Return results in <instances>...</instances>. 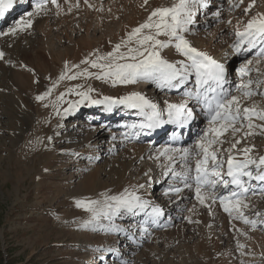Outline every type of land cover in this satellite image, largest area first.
Instances as JSON below:
<instances>
[{
	"label": "bare ground",
	"instance_id": "bare-ground-1",
	"mask_svg": "<svg viewBox=\"0 0 264 264\" xmlns=\"http://www.w3.org/2000/svg\"><path fill=\"white\" fill-rule=\"evenodd\" d=\"M25 2L26 0H14L13 7L9 9L3 17H0V30H2L0 34V52H2V49L3 48L5 49L10 44V39L12 37L9 29L6 27L11 25L10 24L11 20L16 15H18L17 13L25 10L24 14H21L23 16L19 15L17 19L18 20L17 23L20 25L23 24L22 21L26 22L28 20L36 22L35 26L38 27L37 37L35 36L36 39L34 41L32 40V42H30L32 38L29 40L30 50L32 52L31 56L33 57L34 60L40 62V64L42 63L45 65V67L43 66L42 69L48 71V73L50 72L52 81H55L58 79L59 75L65 71L64 69L66 63L69 66L80 65L81 67V65H85V67H82V70L88 69L89 71L90 70V68H88L89 66L86 64H82L81 61L85 60L86 58H89L90 56H93L94 59L96 57L95 55H93L94 53H97L99 55H104L107 54L108 52H111L116 44L120 43L122 39L127 38V34L130 33L132 29L136 28L137 26L145 22L149 13L154 8L160 6H171L173 0H148L147 5H144V0H88L87 3H85L84 0H58V3L60 5L59 9H57L55 6L49 3L47 5L46 11H42L39 14L33 15L32 17L28 16L27 8L29 9L33 8L32 11L35 12L34 6H32V4L31 6L30 4L25 5ZM251 3L252 0H243L242 3H240V0H232V4H229V0H212L213 7L209 9L208 12H206L207 9H201L200 11L197 12L196 23L192 26L194 30V34L187 36V39L191 42V44L194 47H196L201 51H206L214 59L225 65L227 71L226 82L228 83V89L225 90L226 94L237 95V96L240 95V93L237 92L236 89L237 86L241 83V77L238 75V72L242 66L251 69L249 74V76L251 77L252 75L251 72L252 71L256 72L257 70L256 66L259 67V65L264 63V56L258 55L261 52V50L255 49V47L259 45V43L262 44L263 42L262 40H258L256 46L252 47L251 50L250 48H248L247 45L242 46L241 47V49L243 48L242 56L237 55V52L240 49L237 51L234 50L232 47V45L237 41L235 32L237 30L243 31L248 20L251 19L253 16H255L257 13H264V0H255L254 6L250 9L248 14H245L244 9L247 8ZM89 5H91V7ZM217 11L220 12L219 17H216L214 15V13ZM42 13L44 14L42 15ZM7 15H9L8 18L5 17ZM50 15L55 16L54 20L57 23L56 28H58L57 30L58 35L56 33L57 36L53 35L52 28L54 29V26L52 27V24L50 25V19L48 18ZM226 15H227V22L224 25H222L221 24L222 19ZM239 16H241L239 22H234L235 18ZM217 21L219 23L215 25ZM228 21H231V23H228ZM213 25L217 27V31H214L211 34L208 33L207 35V29ZM147 31L148 30H145V32ZM20 34L21 33H19V35ZM232 34H234L233 38H232ZM160 39L163 40L166 38L160 37ZM56 40L58 41V44H56ZM11 41L13 43L14 40ZM45 45L47 46L46 48ZM55 53L57 54V57H54ZM72 54L74 55L71 57L70 55ZM161 55L169 61H176L183 59V57L180 56L172 47L162 50ZM69 56L71 58H68ZM18 59L19 57H17L16 59L17 61H19L21 58L19 60ZM248 61H252V63L248 64ZM101 63H103V61ZM72 71H76L75 68H73ZM248 77H244L243 79L246 81L249 79ZM39 78H40L39 82L35 86L37 87V89H39L42 86L43 83L42 80L44 79V77L42 79L39 76ZM232 78H234V80ZM64 83L66 84L65 80L60 81L58 86L52 91L51 96L54 99V101L56 98H58L61 95L60 90L61 87L64 85ZM34 84L35 83L32 84L33 85L32 87H34ZM109 84L111 85V83ZM138 84H140L141 87H137ZM255 84L256 83L253 82L251 88L257 92V95H254L250 99H242L241 105L242 107H249L255 105L257 106V110H260L258 104L260 102L264 103V84H261L259 90H258V85L257 87H255L254 86ZM134 87L135 88L137 87L138 90L136 91L133 90V91L142 93L146 98H148L149 100H151L156 104L157 102H159L160 109H164L166 107L165 101L171 103H180L184 99L183 91L185 90V88H193L194 84L190 79L189 83L185 85V88H182L180 90L161 89L157 87L155 84L148 82L120 85V86L117 85L115 86V89L114 88L112 89L114 92L124 90L121 91V93H119V96H117V97H121L128 95L129 93H132L133 92L132 89H134ZM149 88L150 89L152 88L153 95L147 92ZM45 91H47V89H45ZM100 92L101 93H97L98 94L97 96H99V98L97 99H102L103 97L107 96V94L104 95V92L103 93L102 91ZM108 97H114V96L108 95ZM194 104H196L195 101H190L188 107L191 108ZM97 107L102 108L100 113L96 112ZM118 109H122V112L120 113ZM38 110L39 108H37L36 111V122L37 119L41 117V114H38ZM130 111L132 113H130ZM67 114L68 113H66L65 116L56 117V120L60 122V120L67 119ZM86 114L88 117L90 116L92 121L90 123V120H88L87 123L82 122V124L83 125L88 124L85 125L86 126L85 128L90 130L86 131L87 137L85 142L77 144L76 147L66 146L65 149L62 148L63 145H61L60 142L57 141L60 138L62 139L60 134L62 133V131L66 133L69 132L70 130L72 131L74 130V127H66V125L62 123L57 124L55 129L56 134H53L50 137L51 140L48 141L49 145L46 148H44L45 150L43 149V153L40 156L41 169L38 175L36 176V180L39 186L38 191L40 192L41 190L40 187L43 185V182L46 181L45 179L48 180V178L53 177V175H51L52 167L56 166L55 168H57L61 165L60 163H56L58 160V156L65 154H72L71 158L68 157L69 158L68 162L74 160L79 162V157H81L80 158L81 160H87V161L95 160L98 163L100 161L103 162L102 167L100 165L97 166V164L95 163H92L91 166L88 165L91 168L86 172L90 171V173L89 174L87 173L86 176L84 175V179L82 180L83 183L79 188H77L72 193L73 200L102 199L100 195L101 193H107L109 195H118L121 192H123L125 188H129L130 186L133 185L144 184L145 188L141 189L138 194L141 195L145 200L149 201L151 205L159 207L160 209L163 210V215L158 218L157 223L153 224L150 218L146 216L144 213H139L136 215L125 214L121 217H118L115 222L123 229H125L127 223L131 222L129 225L133 226L132 228L133 232L127 233L124 230V232L120 233L119 235L110 233L111 235L108 236L107 235L108 233L99 231L102 235L96 237L99 243L102 244L107 242L108 244L115 247L113 249H115L116 251H113V253L115 254V256L121 255L122 258L119 260V262L126 264L128 254L137 252L139 248L144 244L143 241H139L140 239L137 240L129 239V236H135L134 232L136 234V231H139L140 226L144 224H146V226H149L148 229L149 232L153 231L155 234L154 237L155 240L152 242L156 245V246L154 245L155 247H157L156 249H158L160 253L163 251L164 252L168 251L166 249L167 244L163 242L164 239L163 238L157 239L158 237L157 233H159V230L164 229L166 226L164 224V221L163 223L161 221L164 220L162 219V217L167 215L168 218L167 216H165L166 222H169L172 221L171 214L175 213V215L177 214L181 215L184 212V210L186 211L189 210L190 215H192L194 218L197 219L194 220L192 217H190L189 219L191 223L196 222L195 223L196 226L195 227L190 226L187 231V236L184 237L183 240L180 239L172 240L170 242L171 245H179L176 242H180L182 243L181 245H183L186 249H189L193 239L199 237L203 238L202 233L198 229L197 223H202L203 225L207 226L210 221L211 222L210 226L213 229H217L216 227H218L219 224L223 228L224 223H226L222 219L224 216H226L225 219L228 221L230 219H232L231 222L235 221L233 222L232 225L233 227H235L234 228L235 230H246L249 234L251 233L250 235L254 237L264 238L258 231V229L264 231V220L261 221L258 220L260 217V213L257 210L259 207H261L264 204V188H260V189L253 188L250 196L247 197L246 199L245 198L242 199L243 202L247 203L248 205L247 208H243V207L241 208V210L244 213V216L248 218L250 221H256V227L255 230H253L251 224H245L243 220L235 219L234 218V216L236 215L235 213L233 214V217H230L227 213H225L219 201L216 203H211V201H208L207 203L211 205L210 208L205 205H201L195 198L194 189L185 188L184 184L179 180V178L172 179L171 174L165 175L166 166L171 162L168 161L167 158L164 156H160L157 159V155H158L157 149L163 150L164 148H175V147H170L163 144V140L161 139H156L154 145H151V142H143L141 140H138L137 136L140 133L139 132L140 129L137 128L136 131L133 132L131 128L126 127V125H131V124L139 125L140 123L143 122L140 121L143 120V118L137 112L132 111V109H127L124 106L114 107L111 112H108L104 109L103 105H89V109ZM118 114H120L122 119H125L120 121L119 124L116 123V121H118L117 119L120 118ZM75 115L76 114L72 116ZM28 118L29 121L33 120L32 113L28 115ZM134 118H140V120ZM254 123L259 124L261 122L259 120H255ZM208 126H209L208 124H200L198 126L197 131L200 132V135L197 138V140L200 138L203 132L208 128ZM21 130L24 131L25 128L21 127ZM246 130L247 129H244V131ZM255 132H256L255 135L247 136L246 138H242L243 133L238 132L235 134V139H241V143L237 145V150L243 149L245 147L252 148V152H251L252 157L259 158L260 156H264V144L257 145L256 141L258 138H263L264 133H261V130L259 128L255 129ZM14 137L18 139L19 133L17 134L14 133ZM80 137H81V133L76 136H71L70 134H67L66 139L64 141L62 140V142L64 144L74 143L75 141L81 140ZM113 137H115V139H113ZM197 140L195 141V143L197 142ZM220 140H223L224 143L217 145V147L221 149V155L226 159L228 153L225 152L224 150L229 149L231 147V144L234 142L231 131L225 133L222 137H220ZM195 143L190 146L182 147V148L194 149ZM58 144L60 146H57ZM235 152L236 150H233V154H235ZM73 153H76L78 155H73ZM101 155H103V158H100ZM89 157H92V159H89ZM238 158H242V157H238ZM60 161L62 162V160ZM147 161L151 164H154L157 167H160L159 170L162 175H160L159 179H157L155 184V186L158 185L159 189L162 188V191L159 193H156L155 191L151 192L149 187L148 188L146 187V181L153 180L151 178L152 171L145 164ZM54 162H55V166H53ZM77 169L79 170L80 173H82L81 175L84 174L83 164L78 165ZM91 170L93 171L91 172ZM176 170L177 171L180 170L178 160L176 162ZM59 171L60 169L54 170L53 172L57 174V172ZM146 172L148 173L147 176L145 175ZM105 177H107V181L103 180V178ZM170 187H180L182 188V191L179 194H176L174 192H168L166 194V189H169ZM220 191L222 192L223 189H221ZM253 191H255V194H253ZM156 198H159L160 200L156 201ZM214 212H216L215 215L216 218L215 216H212L210 219L206 221V223L201 219L205 215H209ZM88 215L89 214H87L85 218L81 217L83 221L88 218ZM175 215L174 218L176 217ZM249 215L251 218H249ZM179 222L181 221L179 220L176 221L177 224H179ZM259 222H262V224L260 225ZM63 226H65L64 228L70 227L69 224L68 225L64 224L62 225V227ZM37 228L38 227H36L34 230H37ZM194 228L195 230H193ZM80 233L83 236L86 234L93 236L92 234H94L95 231L80 228ZM144 237L145 240L148 241L149 236L144 235ZM85 239H87V237ZM125 239L130 241L129 242L130 244L132 243L131 245H133V248L130 247L127 250L121 249L120 241L121 240L124 241ZM158 240H160L161 242ZM226 241H228V239H226ZM176 248L181 249V246L180 247L176 246ZM219 259L220 260L218 261L217 264H227V260H225V258L223 259L219 258ZM203 264H208V263L204 262Z\"/></svg>",
	"mask_w": 264,
	"mask_h": 264
},
{
	"label": "rangeland",
	"instance_id": "rangeland-1",
	"mask_svg": "<svg viewBox=\"0 0 264 264\" xmlns=\"http://www.w3.org/2000/svg\"><path fill=\"white\" fill-rule=\"evenodd\" d=\"M33 3V0H26L25 5L30 4L31 6ZM27 10L28 13L33 12V8H27ZM24 11L17 13L18 15L16 16L14 15L15 17L12 18L11 25L6 28L10 30L17 26V19L19 15L23 16L21 14H24ZM54 17L50 15L48 18L50 19V25L54 26V29L52 28L53 35H56L58 28H56L57 23ZM240 17H236L234 22H239ZM226 22L227 15L223 17L221 24L224 25ZM35 23L31 21V27H25L24 23L20 24V28L23 30H18L15 34H11L10 44L6 47L7 49L5 48L6 51L4 48V50L2 49V52L5 53L4 58L0 60V264H124L119 262L122 259L121 255L115 256L113 252L107 251V249L115 248L114 246L107 242L99 243L96 239L97 236L102 235L99 231H95L92 234L94 237L88 234L81 235L79 225L83 223L82 218H85L88 213L83 209L77 208L74 203L77 199L73 200L72 198V193L83 183L84 175L86 176L87 173H90V171H86L91 168V164L95 163L97 166L100 165L102 167V161L98 163L92 160L95 161L92 162L91 160H81V157H79V162L76 160H74L75 162H68L72 154L59 155L56 163H60L61 165L55 168V162L53 163V166H55L51 169L53 177L48 178V180L45 179L46 181L40 187V192L38 191L39 186L36 180V176L41 169L40 156L43 153V149L49 145V138L53 134H56L55 129L57 124L62 123L66 127H74V130H70L67 133L62 131L60 134L62 139L60 138L57 141L63 145L62 148L65 149L66 146L76 147L77 144L83 143L86 140V131L90 129H86L85 125L88 124L83 125L82 122L87 123L90 120L91 123L92 121L86 114L89 105L84 103L72 107V105L81 99L75 93L86 91L88 88L93 87L94 91L90 95L93 99H97L99 98L97 93H101L100 91L104 92V95L117 97L124 90L114 92L112 88L115 89V87L111 86L110 82L96 79L94 75L90 76V78L80 76L75 80L65 79L66 84L64 83V87L62 86L60 90V94H64L62 99L56 98L54 101L50 95L45 101L37 102L35 97L43 94L45 89L50 88L53 81L50 72L48 73V71L42 69L45 65L40 64V62L34 60L31 56L32 52L29 43L36 39L38 33V27L35 26ZM218 23L217 21L215 25ZM214 31H217V27L213 25L207 29V35ZM19 33L21 34L19 35ZM233 37L234 34H232ZM11 40H14V44ZM56 44H58L57 40ZM132 46L135 45L133 44ZM121 51H126V49L122 48ZM55 55L54 57H57L56 53ZM73 55L70 56L72 57ZM70 56L68 58H71ZM17 57L21 59L17 61ZM89 59H93V56H90ZM263 64L259 65V67L256 66V72L252 71L251 77H248L255 83L257 80L264 81ZM82 67H85V65H81L79 68L82 70ZM29 68L31 71H28ZM80 69L75 68L76 71L69 72L68 75L80 72ZM89 72L98 74L100 70L90 68ZM39 76L42 79L44 77V79L42 80V86L37 89L35 86L39 82ZM35 79L38 80L36 81ZM232 79L234 80V78ZM33 83H35V88L32 87ZM106 86L108 88L111 87L108 89ZM254 86L257 87V83ZM260 86L261 84L258 85V90ZM137 87H141L140 84ZM136 88L134 87L132 91L138 90ZM149 89L147 92L153 95L152 88ZM45 104L49 106L45 107ZM258 106L260 110L264 109V103L260 102ZM37 108H39L38 114H41V117L36 122ZM96 112L100 113L99 110ZM31 113L33 120L29 121L28 115ZM66 113H68L67 119L60 120V122L56 120V117L65 116ZM74 114L76 115L72 116ZM21 127H24L25 130L22 131ZM14 133H19L18 139L14 137ZM80 133L81 140L70 144L62 142V140L66 139L67 134L76 136ZM256 144L263 145L264 137L258 138ZM57 146L60 145L58 144ZM100 158H103V155ZM82 164L84 165L83 175L77 169V166ZM145 164L152 171L151 178L153 179L146 181V187H149L151 192H161L162 188L159 189L158 185L155 186L157 179L162 175L159 170L160 167L148 161ZM59 169L60 171L57 174L53 172ZM103 180L107 181V177L103 178ZM159 200V198H156V201ZM261 207L257 209L260 213L258 219L260 221L264 220V204ZM216 212L211 213L212 215H205L201 219L206 223L208 219L216 215ZM174 215L175 213L171 214L172 221L167 222L168 224L165 223L166 219L164 220L165 228L159 230V233H157V239H164L163 242L167 244L166 249L168 251L160 253L156 249V245L152 242L155 240L153 231H150L149 234H144L145 236H149L148 238L151 240L148 239L146 241L145 237L141 239L139 230L136 231L137 235L134 232L135 240L140 239L139 241H143L144 244L137 252L128 254L126 264H203L204 262L217 264L220 260L219 258H225L227 264H264V238L254 237L246 230H235V227L232 226L235 221L231 222L232 219L226 220V216L222 218L226 222L223 228L219 224V228L213 229L210 226V221L208 223L209 226L197 223L203 238L193 239L189 249H186L180 242H176L179 245H171L170 242L172 240H183L187 236L190 226H196V222H192L194 223L192 224L189 221L190 217L197 220L190 215L189 210H184L181 215H175V218L179 215L180 219H175ZM249 218H251L250 215ZM177 220L181 222L177 224ZM130 223H127L124 229L127 233L133 232V226L129 225ZM64 224H69L70 229L64 228L65 226L62 227ZM259 224L261 225L262 222H259ZM36 227L39 229L34 230ZM147 227L149 229V226ZM258 231L264 237V231L260 229ZM107 235L111 234L108 233ZM86 237L87 239H85ZM129 242L127 239L121 240V249L127 250L130 247L133 248L132 243L130 244ZM238 245H243V247H238ZM176 246H181V249H177Z\"/></svg>",
	"mask_w": 264,
	"mask_h": 264
},
{
	"label": "snow or ice",
	"instance_id": "snow-or-ice-1",
	"mask_svg": "<svg viewBox=\"0 0 264 264\" xmlns=\"http://www.w3.org/2000/svg\"><path fill=\"white\" fill-rule=\"evenodd\" d=\"M84 2L87 3L88 0H84ZM242 2L243 0H240V3ZM254 2L255 0H252V3L244 9L245 14H248L254 6ZM49 3L57 9L60 7L58 0H37L34 4L35 12L28 13V16L32 17L46 11ZM147 4L148 0H144V5ZM229 4H232V0H229ZM13 5L14 0H0V17H3ZM89 6L91 7V5ZM208 7L209 0H173L171 6L154 8L145 22L132 29L127 34V38L116 44L111 52L104 55L94 53L96 59L86 58L81 61L82 64H86L90 68L99 69L98 74L83 69L68 75L73 68H79L80 65L69 66L66 63L65 71L52 82V86L47 91L37 95L35 100L37 102L45 101L60 81L75 80L80 76L94 75L96 79L110 82L113 87L148 82L161 89L169 90L185 88L191 79L194 87L185 88L184 99L180 103L165 101L164 109H160L156 103L139 92H132L117 98L105 96L102 99H93L90 95L94 91L92 88L76 92L75 94L81 99L72 107L84 103L103 105L106 111L111 112L114 107L124 106L127 109L135 110L143 118V122L139 125L131 124L126 127L152 131L165 124H176L181 127L187 125L193 118V109L188 107L189 102L195 101L201 105L208 117L209 126L195 143L194 149H157V159L164 156L171 162L166 166L165 175L171 174L172 179L179 178L185 188L194 189L195 198L201 205L210 208L211 205L207 202L216 203L218 200L223 211L230 217H233L235 213V219H241L245 224H251L255 229L256 221H250L241 210L242 207H248L242 197H245L251 190L252 181L264 183V156L252 157V148L248 147L237 150L241 139H235V134L242 132V138H246L255 135L257 128L261 130V133H264V109L257 110L255 105L249 107L241 105L242 99H250L257 95V92L251 88L253 80L245 81L243 79L249 76L251 69L242 66L238 72L241 83L236 90L240 95L226 94L223 92V85L227 79L225 65L206 51L194 47L187 39L188 35L194 34L192 26L196 23L197 12ZM214 15L219 17L220 12L217 11ZM22 23L25 24V27H31V20L22 21ZM18 30H23L19 24L9 31L11 34H15ZM145 30L148 31L145 32ZM235 35L237 41L232 47L237 51L244 45L252 48L256 46L258 40L264 41V13H257L249 19L244 30H237ZM160 37L166 39L162 40ZM133 44L135 46H132ZM169 47L174 48L183 59L176 61L165 59L161 52ZM122 48H125L126 51L122 52ZM258 55L264 56V49ZM3 58L4 53L0 52V60ZM102 61L103 63H101ZM251 63L252 61H248V64ZM256 83L260 85L264 84V81L257 80ZM63 95L61 94L58 99H62ZM44 106L48 107L49 105L45 104ZM255 120H259L261 123H254ZM244 129L247 130L244 131ZM229 131L233 135L234 142L229 149L224 150L228 153L225 159L217 145L224 143L220 137ZM233 150H236L235 154H233ZM73 155L78 154L73 153ZM177 160L179 161V171L176 170ZM145 175L147 176L148 173L146 172ZM144 188V184L133 185L125 188L118 195L101 193L102 199L75 200V206L89 214L79 227L119 235L124 232V229L116 224V219L125 214L136 215L139 213L148 216L153 224L157 223L158 218L163 215V210L151 205L149 201L138 194ZM221 189H223L222 192ZM181 191L180 187H170L166 189V194L168 192L179 194ZM140 234L141 239L144 234H149L146 224L140 226ZM129 239L134 240L135 237L129 236ZM238 247L242 248L243 245H238ZM107 251L116 250L107 249Z\"/></svg>",
	"mask_w": 264,
	"mask_h": 264
}]
</instances>
